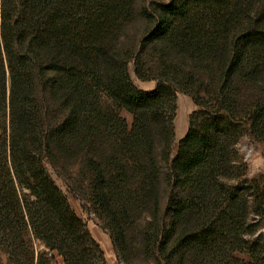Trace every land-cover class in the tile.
I'll use <instances>...</instances> for the list:
<instances>
[{
  "label": "trees",
  "instance_id": "obj_1",
  "mask_svg": "<svg viewBox=\"0 0 264 264\" xmlns=\"http://www.w3.org/2000/svg\"><path fill=\"white\" fill-rule=\"evenodd\" d=\"M245 125L264 139V0H0V264H107L45 167L73 157L123 242L119 202L150 207L157 264H264Z\"/></svg>",
  "mask_w": 264,
  "mask_h": 264
},
{
  "label": "rangeland",
  "instance_id": "obj_2",
  "mask_svg": "<svg viewBox=\"0 0 264 264\" xmlns=\"http://www.w3.org/2000/svg\"><path fill=\"white\" fill-rule=\"evenodd\" d=\"M128 70L137 87L144 85L150 86L149 88H155L156 81L151 80L143 83L136 77L133 61L129 63ZM187 100L191 102L189 114H187ZM177 106L175 119L176 138L172 145L171 158L176 156L179 142L188 131L190 115L197 109L192 99L181 92L178 93ZM121 115L129 123H132L133 117L131 114L121 111ZM186 127L187 130H185ZM235 151L237 152V158H235L237 162L244 163L247 166V179L255 181L260 188L264 189V139L255 137L251 133L249 126L245 125L241 137L235 143ZM45 167L54 182L67 195L73 210L85 221L92 237L100 244L107 264H157L154 256H147L143 247L144 235L152 220V212L147 204L140 203L139 205V200L134 203L132 201L131 203L122 201L116 206L120 212L118 214V222L125 231V240L123 242L118 238V230L112 224V221L103 213L96 211L97 207L93 204L90 194L84 189H88L86 187L88 180L84 178V175L77 174L78 170L81 172V167L77 164L74 157L59 167H55L46 161ZM70 176L74 177V180L70 179ZM81 179H84V181L82 182ZM78 184H80L81 188ZM260 224L255 234L247 237L249 239L254 237L261 238L264 244V215L260 220ZM36 248L40 251L44 249V246L36 242ZM235 256L245 261L251 260L249 254L237 252Z\"/></svg>",
  "mask_w": 264,
  "mask_h": 264
},
{
  "label": "crops",
  "instance_id": "obj_3",
  "mask_svg": "<svg viewBox=\"0 0 264 264\" xmlns=\"http://www.w3.org/2000/svg\"><path fill=\"white\" fill-rule=\"evenodd\" d=\"M143 83H145V82H143ZM149 87H150V86L147 87V86H144V85H143V86H140L141 89H143V90H147V91H149V89H150V90H153V89H154V88H149ZM187 101H188V105H187V108H188L187 110H188V112H187V114H189L190 111H191V102H190V100H187ZM185 130H187V127H186Z\"/></svg>",
  "mask_w": 264,
  "mask_h": 264
}]
</instances>
